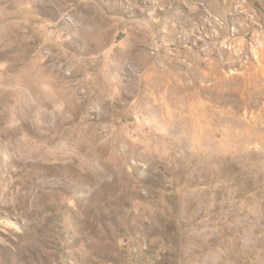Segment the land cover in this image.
Instances as JSON below:
<instances>
[{
	"label": "rangeland",
	"instance_id": "rangeland-1",
	"mask_svg": "<svg viewBox=\"0 0 264 264\" xmlns=\"http://www.w3.org/2000/svg\"><path fill=\"white\" fill-rule=\"evenodd\" d=\"M0 264H264V0H0Z\"/></svg>",
	"mask_w": 264,
	"mask_h": 264
},
{
	"label": "bare ground",
	"instance_id": "bare-ground-1",
	"mask_svg": "<svg viewBox=\"0 0 264 264\" xmlns=\"http://www.w3.org/2000/svg\"><path fill=\"white\" fill-rule=\"evenodd\" d=\"M44 169V168H43ZM30 186V185H29ZM30 188V187H29ZM25 189V188H24ZM26 197V196H25ZM22 203V202H21Z\"/></svg>",
	"mask_w": 264,
	"mask_h": 264
}]
</instances>
